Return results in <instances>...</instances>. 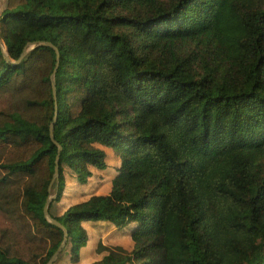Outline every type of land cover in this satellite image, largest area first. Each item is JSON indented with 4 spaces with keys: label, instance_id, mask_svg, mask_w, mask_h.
I'll list each match as a JSON object with an SVG mask.
<instances>
[{
    "label": "trees",
    "instance_id": "trees-1",
    "mask_svg": "<svg viewBox=\"0 0 264 264\" xmlns=\"http://www.w3.org/2000/svg\"><path fill=\"white\" fill-rule=\"evenodd\" d=\"M0 41V264L64 241L58 145L72 262L91 221L137 224L93 264H264V0H7ZM96 145L111 193L54 216L66 167L106 169Z\"/></svg>",
    "mask_w": 264,
    "mask_h": 264
},
{
    "label": "crops",
    "instance_id": "crops-1",
    "mask_svg": "<svg viewBox=\"0 0 264 264\" xmlns=\"http://www.w3.org/2000/svg\"><path fill=\"white\" fill-rule=\"evenodd\" d=\"M106 154V169L99 170L91 168L92 176L87 184L78 182L76 174L68 167L65 168L66 187L62 199L52 207L51 213L56 217H62L72 206L88 201L94 196H108L112 191V182L119 173L121 159L111 148L96 145ZM83 228L88 234V243L81 249L78 262H72L70 257V247H67L68 255L62 258L59 256L55 264H93L103 260L107 251H100V245L108 248H121L130 253L134 249L132 233L137 224L133 223L120 230L110 222H91L82 223Z\"/></svg>",
    "mask_w": 264,
    "mask_h": 264
},
{
    "label": "water",
    "instance_id": "water-1",
    "mask_svg": "<svg viewBox=\"0 0 264 264\" xmlns=\"http://www.w3.org/2000/svg\"><path fill=\"white\" fill-rule=\"evenodd\" d=\"M0 45L2 47L5 59L8 62H11V59H10V57L8 55V52H7V49H6L5 45L1 41H0ZM45 45L48 46V47H51L52 49L55 50L56 55H57V61L59 62L60 61V53H59L58 49L54 45H52L51 43H45ZM36 46H38V44H28L27 47L24 49V52H23V54H22V56H21V58H20V60L18 62H20ZM57 69H58V64H57V67H56V69L54 70V72H53V74L51 76L52 89H53L55 98H56V95H57V93H56V82H55V76H56V73H57ZM54 119H55V121L51 125V128H50V135H51V138H52L53 141H54V128H55V123H56V119H57V114H56ZM58 147H59V153L57 155L56 162H55V173H54L51 185L49 187L50 197L48 198L47 203H46V205L44 207V216L48 220L49 223H51L52 225H54V226L58 227L59 229H61L64 232L65 237H64L63 243L60 245V247L57 249V251L53 254V256L50 258V260H49V262L47 264H55L56 263V261L58 260L59 256L61 255V253L65 249V247H66V245L68 243V237H69L68 230L63 226V224H61L59 221L54 219L49 213V206H50L51 202L53 201V199L56 197V195H53V186L55 185V183H57L59 181V178H60L59 168H60V156H61V152H62V147L60 145H58Z\"/></svg>",
    "mask_w": 264,
    "mask_h": 264
},
{
    "label": "rangeland",
    "instance_id": "rangeland-1",
    "mask_svg": "<svg viewBox=\"0 0 264 264\" xmlns=\"http://www.w3.org/2000/svg\"><path fill=\"white\" fill-rule=\"evenodd\" d=\"M7 0H0V16L3 13V11L6 9ZM68 255L67 251L63 252L62 258L66 257Z\"/></svg>",
    "mask_w": 264,
    "mask_h": 264
}]
</instances>
